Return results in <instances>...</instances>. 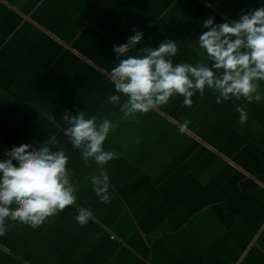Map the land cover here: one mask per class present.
<instances>
[{
    "label": "crops",
    "instance_id": "obj_1",
    "mask_svg": "<svg viewBox=\"0 0 264 264\" xmlns=\"http://www.w3.org/2000/svg\"><path fill=\"white\" fill-rule=\"evenodd\" d=\"M264 0H0V159L55 135L68 156L75 205L33 229L0 236V264H264V84L262 99L216 103L209 90L174 96L124 118L109 79L119 46L175 41L174 62L203 61L202 22L238 19ZM236 107L244 108L240 122ZM76 110L115 127L103 147L110 203H101L85 164L63 136ZM93 218L83 227L78 208ZM113 236V238H111Z\"/></svg>",
    "mask_w": 264,
    "mask_h": 264
},
{
    "label": "clouds",
    "instance_id": "obj_2",
    "mask_svg": "<svg viewBox=\"0 0 264 264\" xmlns=\"http://www.w3.org/2000/svg\"><path fill=\"white\" fill-rule=\"evenodd\" d=\"M196 39L203 61L174 62L178 54L175 41L165 40L155 48L142 47L130 54L143 39L144 33L133 29L126 42L113 45L117 64L111 68L109 79L114 92L108 103L119 104L124 118L145 114L167 105L174 96L183 97L190 106L191 97L205 90L216 96V103L229 100L259 102L264 84V6L242 10L236 20L214 23V17L203 22ZM240 122H246L242 107ZM66 127L63 136L73 150H78L85 164L92 161L98 174L90 178L92 190L101 203H110V177L105 166L117 158L114 151L103 145L115 127L111 120L97 115L76 114L62 116ZM55 135L40 145L20 144L3 150L0 159V236L16 224L33 229L41 226L68 207L75 205L77 189L69 172L68 156ZM89 208H78L75 221L85 226L92 218Z\"/></svg>",
    "mask_w": 264,
    "mask_h": 264
},
{
    "label": "built area",
    "instance_id": "obj_3",
    "mask_svg": "<svg viewBox=\"0 0 264 264\" xmlns=\"http://www.w3.org/2000/svg\"><path fill=\"white\" fill-rule=\"evenodd\" d=\"M111 238H113V236H111Z\"/></svg>",
    "mask_w": 264,
    "mask_h": 264
}]
</instances>
